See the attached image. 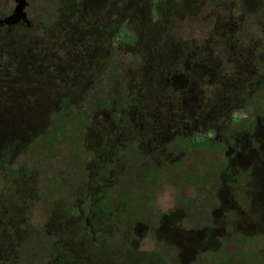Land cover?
<instances>
[{
	"label": "rangeland",
	"instance_id": "obj_1",
	"mask_svg": "<svg viewBox=\"0 0 264 264\" xmlns=\"http://www.w3.org/2000/svg\"><path fill=\"white\" fill-rule=\"evenodd\" d=\"M152 3L157 21L146 0H30L33 29L0 32V159L13 164L0 163V264H264V0ZM13 5L0 0L3 15ZM74 12L77 47L63 28ZM106 20L111 45L94 40ZM189 47L204 54L192 77L167 82ZM168 86L186 88L187 124L168 123ZM132 96L145 119L129 112L117 133L112 109ZM255 113L230 170L218 151L180 154L184 135L225 139Z\"/></svg>",
	"mask_w": 264,
	"mask_h": 264
},
{
	"label": "flooded vegetation",
	"instance_id": "obj_2",
	"mask_svg": "<svg viewBox=\"0 0 264 264\" xmlns=\"http://www.w3.org/2000/svg\"><path fill=\"white\" fill-rule=\"evenodd\" d=\"M13 1H14V5L7 12H5L4 15H3L1 7H0V32L1 31H8V30L9 31L10 30H19L21 28L32 30L34 22L30 21L28 19V15H27V9L29 8L30 0H24L25 6L23 9V12L17 16L16 21H14L13 23L6 22V20L15 13V9L18 5L16 0H13ZM95 1L97 2V0H93V2H95ZM98 1H100V0H98ZM95 7H96V5H94V8ZM70 18H71V22H69V23L66 22V24L63 26L64 33L66 34V38L69 41L72 40L73 46L77 47L80 44V39H81V30H80L79 25L77 24L80 22L78 21V16L75 12L71 15ZM95 24H96V26L92 27V29H94L93 33L95 34L94 40H96V38H97L100 41H102L105 38V40L108 41L107 43H109V45H111L110 40L112 39L113 21L112 20H109V21L106 20V21L100 22V23H98V21H96ZM245 24H246V21L242 22L241 27H240V29H238V33H237V35H235V37L234 36L229 37V40L232 43H234L235 45L242 44L243 41L245 40L244 35H243V33H244V30H243L244 27L243 26ZM236 26L238 27V24ZM99 30L101 33H99ZM100 36H101V38H100ZM198 55H204V54L202 52H199L198 50H195L194 48L192 49V47H189L186 51H182L181 52L182 58H180L179 62L175 65V67L169 71L170 73L168 74V76H166V78H167L166 81L169 82L171 77L177 76V75H184L186 77H192L190 73L185 71V65H186V69L190 70L192 68V65L199 62ZM242 55L243 54L240 53V58H239L240 60L242 59ZM110 58L112 59L111 51L108 53V57L106 60L110 61ZM248 59H249L248 57H245V62H247ZM249 64H247V65H249ZM252 65H253V63H252ZM251 72L254 75H256V73H257L254 71H251ZM254 83L255 82H250V89L251 88L253 89V87L255 85H258V83H256L255 85H254ZM260 85H262V84L259 83V86ZM167 88H169V90H170L169 97L172 98V101L170 102L171 103L170 107L171 106L172 107L171 108L169 107V108H170V111H173V112L171 115H168V117H166V119L169 120L168 123H170V124L171 123H173V124H177V123L180 124L181 123L182 124L184 122V119L182 120L183 116L181 115L180 104L182 103L181 97H185V95H186L185 94L187 92L185 90L186 88L179 90L180 93L175 91L173 87L168 86ZM132 97H134V96H132ZM103 103L104 104H111L110 100L106 99V101H104L102 103H97L96 105L99 106ZM139 103L135 102V97H134L132 99L126 98L125 101H123V102H120V101L116 102V106L113 109L110 106L109 109H110V111H111V109L113 110L112 114H114V118L118 122V123L116 122L118 125L117 131H116L117 133H121L122 125H123V127H127V129H128L129 125H128V121L126 119L127 113L134 112V115H136L137 119L141 118L139 116V112H141L142 104L140 105ZM178 103H179V106L177 105ZM175 104H176V107L174 106ZM103 108H105V107H103ZM169 108H166V112L168 111L167 109H169ZM174 108H177V110L175 111ZM178 109H179L180 113L178 112ZM166 112L163 113V112L159 111L156 114L154 113L151 116V119H148L149 120L148 125L150 127L148 129L149 132L146 133V138H150L151 136H153V137L155 136V132H154L155 129L157 127H160V121L159 120H161L163 118V116L166 114ZM257 114L258 113H255V115L252 116L251 120H247V122L241 123V122H235L234 121L233 122V124L235 125L234 129H236V130L233 132V134L229 135L228 137H225V139H222V137H219L213 141L209 140V139L194 141L193 136L183 134L184 136L179 141L180 144L182 143V148L180 150L181 151L180 154L182 156L189 155L190 153L196 151L197 149H199L201 147H203L206 157H208L214 151H218L219 153L223 154V159H224V163L226 165V168L228 170H230V158L231 157H229L228 151L231 149L233 151L232 153H238L236 148L235 147L233 148V145H232V143H235V141L237 140L236 136L239 135V131L237 129H239V126L241 125L240 129L247 132L246 134L250 136V133H251L250 130L254 126L253 122L255 121ZM141 119H145V118L142 117ZM134 120L136 121L135 118H134ZM183 124H187V123H183ZM207 125H209V124H207ZM225 125L226 124H222L221 127H224ZM171 130H173V128H171ZM244 131H242V132H244ZM56 135H60V131L57 132ZM156 149H158V148L156 147ZM8 153H11V152H8ZM1 161L3 162L1 165V173L2 172L3 173H5V172L10 173V171H12V169H13L12 162H9L7 160V158L0 159V163H1ZM4 163H6V164H4ZM249 177H250V170L248 168L238 169L236 171V176H235V178H238V179L233 180L234 181L233 187L237 188L238 185H240V186L242 184L245 185V183H248ZM1 180H2V176L0 177V181ZM237 197H238V195L236 193L235 198L237 199L238 204H240V200H238ZM105 201H107V200H105ZM69 215L71 216L70 213H69ZM71 217L79 221V217H82V214H79L77 212V217H73V216H71ZM3 259H4V257L2 255V262H0V263L4 262Z\"/></svg>",
	"mask_w": 264,
	"mask_h": 264
},
{
	"label": "trees",
	"instance_id": "obj_3",
	"mask_svg": "<svg viewBox=\"0 0 264 264\" xmlns=\"http://www.w3.org/2000/svg\"><path fill=\"white\" fill-rule=\"evenodd\" d=\"M146 4L148 6V14H149V18L150 20L152 21H157V17H156V6L154 5L155 3H152V0H146ZM199 4V3H198ZM118 26H115V29H118L117 32L119 31H122L124 28H123V25H120L119 28H117ZM118 32V33H119ZM125 30L123 31V34H124ZM117 33V35H118ZM117 35H115V37H117ZM119 37V36H118ZM128 37V36H127ZM126 38V37H125ZM115 42H117L118 40L117 39H114ZM8 84H11L12 83H8ZM9 148V147H7Z\"/></svg>",
	"mask_w": 264,
	"mask_h": 264
},
{
	"label": "water",
	"instance_id": "obj_4",
	"mask_svg": "<svg viewBox=\"0 0 264 264\" xmlns=\"http://www.w3.org/2000/svg\"><path fill=\"white\" fill-rule=\"evenodd\" d=\"M18 5L15 9V13L10 16L6 22H9V23H13L14 21H16L17 19V16L20 15L22 12H23V9H24V6H25V2L24 0H16ZM24 16V15H23Z\"/></svg>",
	"mask_w": 264,
	"mask_h": 264
}]
</instances>
